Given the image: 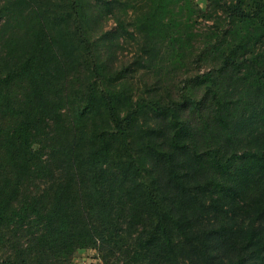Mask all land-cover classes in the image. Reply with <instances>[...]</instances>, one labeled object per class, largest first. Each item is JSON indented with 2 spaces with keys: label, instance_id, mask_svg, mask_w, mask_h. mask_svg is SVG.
Wrapping results in <instances>:
<instances>
[{
  "label": "trees",
  "instance_id": "16d2710c",
  "mask_svg": "<svg viewBox=\"0 0 264 264\" xmlns=\"http://www.w3.org/2000/svg\"><path fill=\"white\" fill-rule=\"evenodd\" d=\"M165 1L150 0L142 33L182 46L175 28L185 9L187 20L214 19L199 58L218 62L220 97L227 83L246 94L232 125L240 137L263 118L246 135L252 145L238 142L214 162L186 141L175 106L125 98L100 77L70 95L69 69L89 63L78 43L92 52L87 7L108 23L119 3L76 0L80 35L70 19L48 31L65 52L49 42L45 59L21 57L0 77V264H73L84 249L98 252L96 264H264V0H208L206 14L193 0Z\"/></svg>",
  "mask_w": 264,
  "mask_h": 264
},
{
  "label": "rangeland",
  "instance_id": "374dc122",
  "mask_svg": "<svg viewBox=\"0 0 264 264\" xmlns=\"http://www.w3.org/2000/svg\"><path fill=\"white\" fill-rule=\"evenodd\" d=\"M74 1L0 0V77L20 65L21 57L45 59L50 47L56 52H65V49L54 43L57 37L48 31L54 28L55 23L64 24L70 19L72 29H76L80 35L77 28L81 24L75 18ZM87 1L90 3V0ZM117 1L119 3L115 5V10L109 12L111 16L108 23L101 13L87 7V25L83 24L82 27L85 30L88 28L87 35L93 43L92 52L87 50L86 45L78 43L84 61L89 63L69 69L72 84L67 92L77 96L78 92L88 88L100 77L106 89L116 87L119 92L125 93V98L147 102L161 100L175 106L180 111L178 120L184 124L186 141H190L191 147L202 155L212 153L214 162L219 159L217 153L226 158V152L238 142L243 141L238 146L241 149L252 145L249 141L251 137L246 135L261 130L263 118L259 116L254 119L253 125L246 128L244 136L240 137L238 134H243L242 126L234 131L232 125L242 116V109L247 102L246 94H241L240 90L236 92L227 83L224 91L228 95L220 97L219 91H214V87L220 86L216 82L217 76H222L219 74L218 62L212 56L207 60L199 58L206 51L203 37L209 31V26L214 27V19L209 22L208 18L195 13L192 19L187 20V9L183 13L177 10L178 15L182 13L178 21L181 27L175 30L183 36V47L180 44L172 46L163 37L150 42L142 33L145 29L139 24V20L151 11L150 0ZM91 3L96 5L97 0ZM193 3L204 14L208 12V0H193ZM219 15L224 17V14ZM120 23H124V30ZM190 33L194 35L192 40L189 39ZM98 61L105 65L101 72L96 69ZM36 71L41 77L49 74L42 64L36 66ZM230 101L238 102V108L230 113L219 114V105ZM170 121L171 117L166 127ZM158 124L155 122L153 126L161 125ZM172 135L173 132H168L169 137ZM214 181L208 185L209 191L211 189L213 193L217 188ZM98 257L96 250H80L75 254L73 264H96Z\"/></svg>",
  "mask_w": 264,
  "mask_h": 264
}]
</instances>
